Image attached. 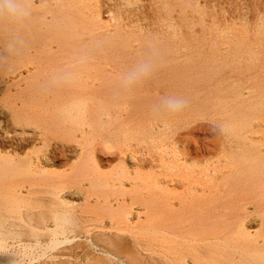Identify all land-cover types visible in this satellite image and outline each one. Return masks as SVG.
I'll use <instances>...</instances> for the list:
<instances>
[{
  "label": "bare ground",
  "instance_id": "bare-ground-1",
  "mask_svg": "<svg viewBox=\"0 0 264 264\" xmlns=\"http://www.w3.org/2000/svg\"><path fill=\"white\" fill-rule=\"evenodd\" d=\"M188 2L23 0V24L0 18V264H25L17 257L35 248L46 264H125L119 253L134 249L164 264H264V123L246 119L264 113V65L250 81L260 58L250 44L264 49V27L226 32L231 51L198 56L242 79L194 99L183 65L196 55H179L172 15ZM150 57L152 74L125 87ZM160 88L187 107L155 111ZM210 110L217 147L174 138Z\"/></svg>",
  "mask_w": 264,
  "mask_h": 264
},
{
  "label": "rangeland",
  "instance_id": "rangeland-1",
  "mask_svg": "<svg viewBox=\"0 0 264 264\" xmlns=\"http://www.w3.org/2000/svg\"><path fill=\"white\" fill-rule=\"evenodd\" d=\"M186 1L187 2L189 1L187 5L189 6V8L186 7V4H182V8L176 4L172 6L173 23L176 28L178 27L176 31L180 30V32H178L180 33L178 34L179 38L176 39L175 45L177 44L176 45L177 48L180 47L178 50L179 55L181 54L180 51H183L182 54L183 53L185 54L187 51V53L190 52V58H191V53L195 52L194 54L196 56L192 57L194 58V61L191 62L189 59L188 62L184 63L183 65V67L187 70L188 79H191V81L187 84V87L191 88L192 86L198 85L197 91L194 94H192L193 98L198 99V100L210 99L209 97L215 96L218 93L216 91V88L214 89V86L218 81L225 79V82H227L228 84H231L235 80L242 79V77L235 76L234 73L230 70V68H225L226 70H224V72H222V70L218 71L216 69V71L213 73L212 71L207 70V67L214 66L218 68V65L215 62L213 63V60L211 61V63L206 60H201V59L198 60L199 59L198 56L204 53L203 57L207 58L208 53H210L214 49L219 50V52H226V51L229 52V50L231 51L232 44L230 43V41H228V39H226L231 35H239V33L244 31L243 34L247 33L248 36L254 37L256 35V32L258 31V28L264 27L263 26L264 25V9H263L264 0H198L199 2L197 0H186ZM179 7L181 10L177 9ZM185 7L189 11H187ZM195 8L197 9L195 10ZM177 10L178 12H175ZM173 13L175 14L177 13L176 16ZM183 15H185L183 19H185L184 21L186 22L187 25L186 24L184 25L185 22L181 19V16ZM104 16H105L104 20L107 21V23L109 22L108 24L114 23L115 19L112 14L107 13ZM105 18L108 20H106ZM183 31H186V32L184 33ZM226 32L229 34H227ZM230 33H233V34L230 35ZM226 34H227V37H226ZM250 45L252 48L251 50L258 52V55L260 58L258 57L259 59L257 60V62H255L256 66L253 69L254 70L253 74L252 73L250 74L249 72H246V73L248 77L250 74V79H251L250 81H252V79L255 77H259V80L257 82H261L260 80L262 79V72L259 71V67L261 66L263 69L264 49L262 50L259 47L258 43L254 41H253V44H250ZM181 47H183V50L181 49ZM226 47H227V50H226ZM246 63H251V61H246ZM243 79L246 82L247 79L245 78ZM196 80L198 83L196 82ZM254 84L255 83L253 82H250L249 84H247L245 86L244 91L247 92L250 89V86ZM212 89L214 90V92H212ZM160 91L162 94L160 93ZM209 91L211 92L208 93ZM183 92L185 95L188 93L187 89L183 90ZM166 93L167 92L163 90V88H160L154 91L151 94V96L164 98L166 97ZM247 95L248 93H245V96ZM177 96L178 95L174 94V97H177ZM225 98L231 99V96L228 95ZM206 113L207 115H209L208 118L199 117L196 120L191 121L190 123H186V124L185 122L184 123L182 122L183 128L178 129L174 138L179 139L182 143H186L190 145L193 150H195L198 147V145L200 146L201 143L206 146L216 145L215 147H217L218 143H220V141L222 140L221 134H220L221 122H217L214 119L216 118V113L218 112L216 111L212 112V110H210V111H207ZM176 119H179V117H177ZM246 119L249 120L251 124H253L254 126H257V124L264 123L263 122L264 113L262 112L250 113V116H248ZM35 249L31 250L32 252L30 253L32 254L25 256V257H29V259L31 258L30 259L31 261H29V259L27 260V258L24 259L23 255L21 257H17L18 260L21 259L23 262H25V264H44V263L46 264L47 256L45 255L48 253V251L46 250L42 251V249H39V248H35ZM43 252H45V255L39 256ZM149 253H150L149 251L143 252L140 249L139 251L134 249V250H131V254L129 255L130 257L126 256L128 255V252L127 254L119 253V256L122 259H124L125 264H157V263L160 264L162 262V261L160 262V260L155 254L150 253L152 255L149 256ZM139 255H141L142 257ZM34 256L36 257L34 258ZM133 256L135 257L133 258ZM139 258L140 260H138ZM71 261H73V258L71 259ZM135 261L137 263H135ZM81 264H84V263H81ZM161 264H164V263L162 262Z\"/></svg>",
  "mask_w": 264,
  "mask_h": 264
},
{
  "label": "clouds",
  "instance_id": "clouds-1",
  "mask_svg": "<svg viewBox=\"0 0 264 264\" xmlns=\"http://www.w3.org/2000/svg\"><path fill=\"white\" fill-rule=\"evenodd\" d=\"M31 15V9L24 5L23 0H0V18L7 20L11 24H23ZM8 51L10 53H14L15 51V45L12 42H9ZM152 55L155 56L157 53L153 51ZM81 62H84L83 58ZM153 70L154 64L150 57L136 64L135 67L124 76L122 83L125 87H130L148 78ZM59 79L68 82L72 79V74L69 72L62 73ZM187 105L188 101L186 99L169 96L163 98L160 105L156 106L155 111H163L169 115H175L181 113Z\"/></svg>",
  "mask_w": 264,
  "mask_h": 264
}]
</instances>
